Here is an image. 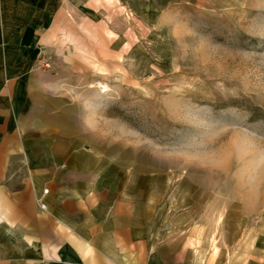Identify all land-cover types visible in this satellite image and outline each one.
<instances>
[{
  "label": "rangeland",
  "instance_id": "rangeland-1",
  "mask_svg": "<svg viewBox=\"0 0 264 264\" xmlns=\"http://www.w3.org/2000/svg\"><path fill=\"white\" fill-rule=\"evenodd\" d=\"M108 1L116 32L44 46L46 110L204 220L235 210L231 237L242 219L264 237V0Z\"/></svg>",
  "mask_w": 264,
  "mask_h": 264
},
{
  "label": "crops",
  "instance_id": "crops-1",
  "mask_svg": "<svg viewBox=\"0 0 264 264\" xmlns=\"http://www.w3.org/2000/svg\"><path fill=\"white\" fill-rule=\"evenodd\" d=\"M109 9L0 0V264H264V237L244 219L231 237L235 210L204 220L180 186L127 171L46 110L41 47L96 43L101 25L116 32Z\"/></svg>",
  "mask_w": 264,
  "mask_h": 264
},
{
  "label": "built area",
  "instance_id": "built-area-1",
  "mask_svg": "<svg viewBox=\"0 0 264 264\" xmlns=\"http://www.w3.org/2000/svg\"><path fill=\"white\" fill-rule=\"evenodd\" d=\"M50 68L51 67V57L48 55V52L44 46L41 47L38 59H37V68ZM47 191V189L45 190ZM42 206H45L42 204Z\"/></svg>",
  "mask_w": 264,
  "mask_h": 264
}]
</instances>
